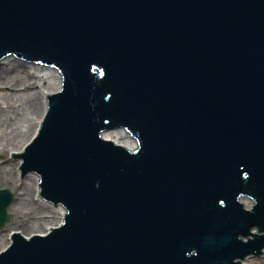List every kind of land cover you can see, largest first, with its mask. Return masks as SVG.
Segmentation results:
<instances>
[{
	"label": "water",
	"instance_id": "obj_1",
	"mask_svg": "<svg viewBox=\"0 0 264 264\" xmlns=\"http://www.w3.org/2000/svg\"><path fill=\"white\" fill-rule=\"evenodd\" d=\"M7 56L62 75L11 156L65 212L46 234L12 233L0 264L263 254L264 0H0ZM14 201L0 191V230Z\"/></svg>",
	"mask_w": 264,
	"mask_h": 264
},
{
	"label": "bare ground",
	"instance_id": "obj_2",
	"mask_svg": "<svg viewBox=\"0 0 264 264\" xmlns=\"http://www.w3.org/2000/svg\"><path fill=\"white\" fill-rule=\"evenodd\" d=\"M0 67H1L0 68V102L4 101V103L6 104L5 107H0V147H1V152L3 153V155L6 156L11 151L13 152L23 151V149L28 143V140H25V141L22 140L21 142L18 143V145L17 144L14 145V144L17 143V139L22 136V133L27 132L26 130L28 129L25 130L24 127H21V128L16 127V125L20 121L17 114H15V120H13L12 118L11 119L4 118L3 112H8V109H16L19 111H25L28 117H32L33 113L30 110L31 107L28 108L26 107V105L24 106V104L21 101H22V96L26 94V90H29L30 88V85H28V82H35L36 88L40 90V94L43 99V102H42L43 113L40 116H37L36 118L33 116L34 124L31 126V129L33 131V134H35L36 131H38L39 126L42 122V116L48 107L46 94L50 95L55 92H58L61 89L62 75L55 68L48 67L42 64H34L31 62L19 60L15 56H7L3 58L0 62ZM19 67L25 68L26 77H27V79L25 78L26 79L25 81L22 78H19V76L14 75L15 77H13L11 74V72L15 68H19ZM20 82H23V83H20ZM19 84H23V85H19ZM22 86L26 88H22ZM114 135L119 138L124 139L125 140L124 145H127L128 147H131V148L134 147L133 141L122 132H115V133L108 135L107 137L108 139L115 140ZM10 164L11 162L7 160V157H5V159L1 162L0 185L6 182V178H7L6 175L7 176L9 175V173L7 174V172H9L8 168ZM19 164L20 163L17 162L14 165L19 166ZM28 178L33 181L32 187L34 189L36 197L38 198V201L49 206L53 210L55 216L61 222L63 220L62 217L64 216L65 209L63 207L52 206L49 203L44 202L39 197L38 194H39V180L40 179L38 175L34 174L31 176H28ZM18 182H20V180H18L16 183ZM26 186H29V185L27 184ZM241 203L244 205V207L247 210H251L253 208V203L251 199H242ZM49 230H51V228ZM252 233L258 234V230L253 229ZM241 264H264V263L246 259L243 262H241Z\"/></svg>",
	"mask_w": 264,
	"mask_h": 264
},
{
	"label": "rangeland",
	"instance_id": "obj_3",
	"mask_svg": "<svg viewBox=\"0 0 264 264\" xmlns=\"http://www.w3.org/2000/svg\"><path fill=\"white\" fill-rule=\"evenodd\" d=\"M11 74L13 77L19 76V78H22L24 81L27 79L26 71L24 67L15 68L11 72ZM19 85H23V84H19ZM28 85H30V88L29 90H26L27 95L24 94L22 96L21 102L24 104V106L26 105V107L28 108L31 107L30 110L33 113L32 117H28L25 111H19L16 109H8V112H3L4 118L6 119L12 118L13 120H15V114H17L20 121L16 125V127L17 128L24 127L25 130L28 129L26 130L27 132L22 133V136L17 139V143H15L14 145L16 144L18 145V143L21 142L22 140L24 141L28 140V143L31 141V139L36 134V133L33 134V131L31 129V126L34 124L33 119L34 117L36 118L37 116H40L43 113V107H42L43 99L41 97L40 90L36 88L35 82H28ZM22 88H26V87L22 86ZM5 106L6 104L4 103V101H1L0 107H5ZM46 111L44 112L42 119ZM114 138L120 144H124L125 142L124 139L119 138L115 135ZM11 153L14 152L11 151L10 153H8V155L6 156L3 155L0 147V165L1 162L5 159V157H7V160L11 162L8 168L9 172H7V174L9 173V175L8 176L6 175L7 177L6 182L0 185V190L9 189L15 194V201L9 209V213L12 215V219L6 225L4 230H0V252L6 250V248L11 244L10 236L13 232L19 231L20 233H22L27 237L35 234H46L51 226L53 227L59 226V224L63 221V220L61 222L59 221V219L55 216L53 210L49 206L38 201V198L36 197L34 189L32 187L33 181L28 177H23L21 173L20 167L22 165V159L19 157H12ZM17 162L20 163L19 166L14 165ZM18 180H20V182L16 183ZM27 184L29 186H26ZM246 242H248V239H246ZM246 259L264 263V250H263V254L251 255Z\"/></svg>",
	"mask_w": 264,
	"mask_h": 264
}]
</instances>
